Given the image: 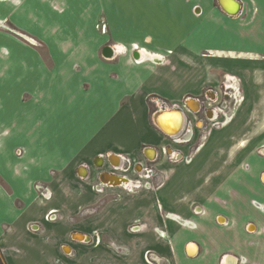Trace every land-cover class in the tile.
Masks as SVG:
<instances>
[{"label":"crops","instance_id":"crops-1","mask_svg":"<svg viewBox=\"0 0 264 264\" xmlns=\"http://www.w3.org/2000/svg\"><path fill=\"white\" fill-rule=\"evenodd\" d=\"M249 1L256 12L234 21L246 0H239L241 10L235 16L215 10L214 0H197L196 13L202 19L172 35L162 24L167 5L158 0L156 36H106L95 23L101 16L113 21L117 7L133 5L132 0H0L4 264H241L240 258L246 260L243 264H264V210L252 204L264 206V155L256 152L264 145V0ZM140 3L142 12L147 11L149 3ZM175 33H189L192 48L199 33L218 34L219 41L205 48L222 56L218 59L246 60L232 69L240 77L227 72L240 80L243 102L237 101L219 127L233 128L220 147L226 156L217 158L218 141L208 140L205 152L187 165L198 169L207 164L202 178L174 179L176 165L164 173L157 189L128 192L113 184L96 192L99 180L115 183L107 176L102 179L97 168L104 155L113 165L111 158L119 154L131 161L149 160L148 150L157 154L154 146L164 135L149 123L146 99L157 93L145 87L144 72L168 68L135 63L127 54L103 61L101 51L110 46V37L123 50L125 43H136L142 51L159 54L166 38L169 45L184 39ZM131 70L135 72L129 74ZM134 104L139 107L136 114ZM159 112L152 113V123L161 121L164 112ZM242 133L252 135L248 143L232 141ZM188 139L189 144L192 137ZM219 142L222 146L224 140ZM230 147L238 150L232 159ZM35 183L47 185L48 199L39 197ZM50 210L59 215L57 220H45Z\"/></svg>","mask_w":264,"mask_h":264},{"label":"rangeland","instance_id":"rangeland-1","mask_svg":"<svg viewBox=\"0 0 264 264\" xmlns=\"http://www.w3.org/2000/svg\"><path fill=\"white\" fill-rule=\"evenodd\" d=\"M120 1V0H119ZM141 0H132L133 5L125 6L121 4V7H117L115 18L109 21V18L106 16H101L100 20L95 23L94 28L101 33L102 35H110V33H118V34H130L133 33L135 35L140 34H150V36H156L157 27L159 24L158 20H156V16H158V10H156L157 4L154 2H158V0H146L147 11L142 12V4ZM145 1V0H143ZM162 1V0H160ZM163 2L167 5L164 9L163 22L165 33L174 34L176 30H188L189 25H191L195 20L199 22L202 19L201 13H196L197 0H163ZM248 3H244L245 9L234 18V21H241L245 16H252L256 10L253 3L249 0H246ZM213 7L218 8L217 1L214 0ZM169 8V9H168ZM213 8V9H214ZM144 9V8H143ZM220 10V9H219ZM200 12V11H199ZM131 13V16H130ZM143 13V14H142ZM64 18H67L66 14H63ZM112 17V16H111ZM114 17V16H113ZM129 17V18H128ZM128 18V19H127ZM127 19V20H126ZM112 24V27H110ZM180 34L178 36H183V40L179 39L175 45H169L168 39H165V44L163 45L162 50L159 54L162 55L163 58H151L148 57V60L139 59L140 62H145L152 64V66H166V68L159 67L155 72H144L145 78V87L149 90L156 91L157 94L149 95L146 99L147 108L149 111V123L153 127H156L154 123H152V113H156L161 108H158L157 105L160 106L163 104L165 107H183L185 106V100L188 97L197 98L201 104V110L199 112L193 113L192 111H187L186 114V127H184V131L182 133L185 134V130H193L194 134L192 140L189 144L179 145L176 144L172 138L164 135L161 137V142L154 146L157 149L158 156L156 157V161L150 165L145 164L146 168H151L153 172L158 173L159 175L164 172L165 175H168L174 166L179 165L175 168L172 176L174 179L176 178H190L191 176H199L204 177L207 173V164L204 167H198L195 169V166H187L190 165L193 160L200 156V153L205 152L206 142L209 140V143H215L218 141L219 148L217 149V158L221 154H223L226 142L225 139L227 136H231L228 131H233L229 129L228 131L223 130L224 128H219L217 126H213V122H209L205 117V112L210 111L209 109H221L226 111V113L231 111L235 107V102L231 99V97L225 95L224 93H229L230 91H225L223 87V82H225L224 76L225 73L231 72L235 76L237 75V71H232V69L237 70L238 63H242V61L246 60H229V59H211L207 58L208 49L205 48L207 46L214 45L215 42L219 41L218 34L215 33H199L201 37H197L195 48L189 47L188 38L189 33H175ZM224 35V33H220ZM229 34V33H225ZM186 36V42H184ZM176 38V37H175ZM200 38V40H199ZM114 39V38H113ZM109 37L108 45L112 48L115 47V53L118 51V54L114 53L112 59L108 57H103L100 54V57L103 61H111L117 57V55H129L133 58V53L135 50L134 47H138L140 50L142 47L138 46L136 43H125L124 50L122 48V44L116 43L115 40ZM29 40L33 43L35 42L33 39L29 38ZM145 48V47H144ZM121 50V51H120ZM151 55L156 53L152 49H145ZM154 53H151V52ZM260 57L263 59L264 55L261 54ZM150 59V60H149ZM162 59V60H161ZM152 60V61H151ZM160 60V61H159ZM137 63V62H136ZM207 64H211V68H207ZM227 64L229 67L226 68ZM164 66V67H165ZM130 70V69H129ZM135 72V70H131L128 73L131 74ZM240 77V76H239ZM211 93L214 96L213 100L208 98V94ZM159 94V95H158ZM230 94V93H229ZM241 98V97H240ZM132 111L136 114L139 111V107L137 104L133 105ZM155 111V112H154ZM252 120V113L250 114V121ZM196 121L195 125L193 124ZM219 121H223V117L220 116ZM225 121V120H224ZM223 121V123H224ZM201 122L199 126L197 123ZM197 126V127H195ZM203 126V127H202ZM202 127V128H201ZM211 135V136H210ZM179 136V134H178ZM178 136L175 138H178ZM237 136V137H236ZM232 140L233 142L244 141L248 143L251 140L252 135L247 133H242L239 136L236 135ZM220 140H224L223 145L220 146ZM202 144L204 147L199 153L194 154L192 161L189 164L185 163V160H181L177 163L171 162L167 156L164 154L165 149H169L171 152H181L184 156L187 154L188 147H193L194 145ZM221 147V148H220ZM191 149L189 150V152ZM238 152L237 149H233L230 147L229 149V159L235 156ZM258 155L260 154V148L256 151ZM124 155V154H123ZM226 156V154H223ZM108 156V155H107ZM129 158L128 156L124 155ZM155 159V158H154ZM133 160V159H132ZM116 163L115 161H113ZM143 162L137 160H133L134 163ZM196 162V161H195ZM198 163V162H197ZM247 165H245L246 167ZM141 168V167H140ZM138 168V170L140 169ZM137 176L131 172L130 178H136ZM154 188H156L157 184L160 180L153 181ZM46 185V184H45ZM47 186V185H46ZM139 188H135L133 190H138ZM142 189L153 190L152 185L147 183Z\"/></svg>","mask_w":264,"mask_h":264},{"label":"built area","instance_id":"built-area-1","mask_svg":"<svg viewBox=\"0 0 264 264\" xmlns=\"http://www.w3.org/2000/svg\"><path fill=\"white\" fill-rule=\"evenodd\" d=\"M133 50H135L134 53H136V52L139 53L140 52L139 51L140 49L138 47H134ZM133 60H134L135 63L136 62L139 63V60H137L134 57H133ZM140 63H142V62H140ZM237 82H239V80ZM195 99H196V101L199 104V108H198V112H199L201 110V104H200V102H199V100L197 98H195ZM239 100L241 101L242 98H240ZM161 107H163L162 109L168 108V107H165L163 104H161L160 106L157 105V108H156L155 111H157V109L158 108H161ZM169 108H171L170 110H173V109H181V111H182V113L184 115V122H185L184 123V127L187 126L186 125V114H187V111L186 110L192 111L193 113H196L192 108H190L187 105L183 106L182 108L181 107L180 108L179 107L177 108L175 106L169 107ZM218 110H219V108L218 109H211L210 111L215 113V112H219ZM224 113H226V112H224ZM222 117L225 118L224 115H222ZM215 126L219 127V125H215ZM195 127H197V126H195ZM183 131H184V128H183L182 132ZM187 132H190V133H187ZM193 132H194L193 130H185V134L182 133L180 135V137H183L186 134H190L189 136L191 138V137H193V134H194ZM163 134L166 135L165 133H163ZM166 136L170 137L169 135H166ZM184 139H188V138H181V139L174 138L173 141L176 144H179V145L188 144L189 139L186 140V141H184ZM201 147H202V144L194 145L193 147L188 146V150H187L188 152H187V154L185 156L181 152H173V151L171 152L169 149H165L164 150V154L173 163H177V162H179L181 160H185V163L186 164H189L192 161V158H193L194 154H196V152ZM190 149H191V151L189 152ZM155 152H156V150H155ZM15 153H16L17 156H19L21 154V152H20L19 149L16 150ZM260 154L261 155H264V145L260 148ZM156 155L158 156V154H156ZM118 157L120 158V164L118 166H113L111 164V162H110V157L107 156V155H104V157H102V159L104 160V164L101 167H97V168H99V169L102 170V173H101L102 175L103 174H114V175L121 176L123 182L126 183L125 185L121 186L124 190H126L128 192L135 191L133 189H135V188H142L147 183L151 184L153 189H157L162 184L164 172H162L159 175L158 173L153 172V170L151 168H146V166H145V164L152 162L150 159L149 160H144L143 162H139V164L138 163H134L133 164L132 163L133 161H131L130 158H127L124 155H120L119 154ZM155 160L156 159H153V161H155ZM138 168H140V169L138 170ZM131 172H133L137 177L134 178V179L133 178H130ZM153 178H156V180H160V182L157 184L156 188H154V184H153L154 183L153 182L154 180H153ZM113 184L114 183H111V182L106 183L104 181H100L99 180L98 183L94 185L93 189H95L96 192H100L101 193V192H103V189H105L106 187L113 188L114 187ZM34 189H35V191L37 192V194L39 195L40 198H42V199H48L50 197V191H49L48 187L46 185H44L43 183H35L34 184ZM252 204L256 208H258L260 210H264V206L263 205L255 202V201H253ZM193 211L196 212L195 208L193 209ZM196 213H198V212H196ZM167 216H170L171 218L177 220L179 223H181L183 225H186L187 227H193L194 226L191 223V221L181 219L179 216L170 215V214H167ZM58 218H59V215L56 214V212H54L53 210L48 211V213L45 215V220H47V221H55ZM131 229L133 230L134 227L131 228ZM244 262H246V260L244 258H240L239 259V263L243 264Z\"/></svg>","mask_w":264,"mask_h":264},{"label":"flooded vegetation","instance_id":"flooded-vegetation-1","mask_svg":"<svg viewBox=\"0 0 264 264\" xmlns=\"http://www.w3.org/2000/svg\"><path fill=\"white\" fill-rule=\"evenodd\" d=\"M218 7L221 9V6L218 4ZM222 10V9H221ZM240 10H241V4H240ZM226 13V12H225ZM227 14V13H226ZM140 52L138 53L139 54V56H140V59H141V57H142V55H143V52H142V49L141 50H139ZM114 53H115V47H114ZM146 53L151 57V58H158L159 57V55H156V54H150L149 52H147L146 51ZM208 54L206 55V57L207 58H210V60L211 59H218V58H222V56H220V55H218V53H216L215 51H213V50H208V52H207ZM207 66V68H211V64H207L206 65ZM224 79H225V82H223V87H224V89H225V91H230L229 93H224L225 95L227 94V96H229V97H231V99L235 102V105L237 104V101H239V99H240V97H241V95H240V93H241V90H240V85H238V78L237 77H235L234 75H230V74H228V73H225V76H224ZM240 81V80H239ZM208 98L210 99V100H213L214 99V96L211 94V93H209L208 94ZM242 98V100H241V102L240 103H242L243 102V97H241ZM189 101H192V102H195V103H197L198 104V102L196 101V99L195 98H193V97H188L186 100H185V105H187L188 106V103H189ZM198 108H199V104L197 105V109H193L195 112H198ZM234 109V108H233ZM232 109V110H233ZM174 110V109H173ZM209 110H211V109H209ZM232 110L231 111H229V113H224V112H226V111H223V110H221V109H219L218 111L219 112H211V111H208V112H206L205 113V117L207 118V120L209 121V122H213V126H215V125H219V127L221 126V125H223V124H225L226 123V120H228V118H229V116H230V114L232 113ZM161 111H164V110H161ZM166 111V110H165ZM174 112H178V111H174ZM222 115H224V117L225 118H223V121H224V123H223V121H219V118H220V116H222ZM185 123V122H184ZM199 126L201 125V122H198L197 123ZM183 128H184V126L181 128V130H180V132H178L177 134H182V130H183ZM160 129H163V128H160L159 127V130ZM164 131H165V129H163ZM161 131V130H160ZM162 132V131H161ZM187 133H190V132H187ZM189 135L190 134H186V135H184L183 136V138H188L189 137ZM177 136V135H176ZM170 137H172L173 138V135H171L170 134ZM186 140H188V139H184V141H186ZM155 152V151H154ZM155 155H156V152H155ZM156 159V158H155ZM103 160V159H102ZM111 160H112V163H113V165L114 166H118L119 164H120V160H119V164L118 165H115V163L113 162L114 160H113V158H111ZM104 164V160L102 161V163H101V165H99V166H102ZM147 164H150V163H147ZM147 164H146V166H147ZM150 165H152V164H150ZM136 167V166H135ZM134 167V168H135ZM105 176H102V179H105L104 178ZM106 179H107V181H113V182H115L116 184H118V182H119V179L117 178V177H114V176H107L106 177ZM153 180L155 181L156 180V178H153ZM162 185V184H161ZM160 185V186H161ZM196 208V207H195ZM194 212V211H193ZM195 213V212H194ZM140 227V226H139ZM131 228H133V227H131ZM130 228V230H132Z\"/></svg>","mask_w":264,"mask_h":264},{"label":"bare ground","instance_id":"bare-ground-1","mask_svg":"<svg viewBox=\"0 0 264 264\" xmlns=\"http://www.w3.org/2000/svg\"><path fill=\"white\" fill-rule=\"evenodd\" d=\"M238 2H239V0H238ZM221 3L223 5V7H224V8L221 7V9L224 12H226L228 15L235 16V15H238V13L240 12V2L239 3H235L233 0H221ZM142 52H143V55L141 57L142 59H145V58L149 57V55L146 53V51H142ZM113 55H114V53H113ZM112 58H113V56L110 57L109 59H112ZM136 59L137 60L140 59L139 54H138V57H136ZM188 106L190 108L197 109V105L194 107L193 104H188ZM170 109L171 108H165V109H160L159 110L160 112H164L162 117H161V121L160 122H158L155 119H153V120H154V123H155L156 127L158 128V130H159V127H160V128L165 129L166 132H168L169 134L175 135L178 132L179 128L184 126V120H183V115L180 112H172L173 113L172 114V113H170ZM161 110H164V111H161ZM165 110H166V112H165ZM153 118H154V115H153ZM176 135H178V134H176ZM148 151H149V153L151 152L149 154L150 157L148 159L153 160L154 158H156L155 152L153 150L152 151L148 150ZM112 158L116 162L115 165H118L120 158L118 156H113ZM102 161H103L102 159H99L97 161V164H98L97 167H101L99 165H101ZM81 175L82 176L85 175V170L82 171ZM104 176L117 177L119 179V182H118V184L114 183V185H116V186L117 185L118 186H123V185L126 184L125 182H123L121 176L114 175V174H104ZM193 253L194 252H190V254H193Z\"/></svg>","mask_w":264,"mask_h":264},{"label":"water","instance_id":"water-1","mask_svg":"<svg viewBox=\"0 0 264 264\" xmlns=\"http://www.w3.org/2000/svg\"><path fill=\"white\" fill-rule=\"evenodd\" d=\"M233 1H234L235 3H239L238 0H233ZM217 3H218L221 7H223V5H222V3H221V0H217ZM223 8H224V7H223ZM113 52H114V49H113V48H111L110 46H104L103 49H102V51H101V54H102L103 57H108V58H110V57H112ZM133 57H134V58L138 57V53H137V52L134 53V54H133ZM174 111H178V112H180V113L183 115L181 109H174ZM170 112H173V110H170ZM183 120H184V115H183ZM181 126H182V125H181ZM181 128H182V127L179 128L178 132L181 130ZM160 130H161L163 133H165L166 135H168L167 132L164 131L163 129H160ZM178 132H177V133H178ZM177 133H176V134H177ZM176 134H175V135H176ZM190 246H191V245H190Z\"/></svg>","mask_w":264,"mask_h":264},{"label":"trees","instance_id":"trees-1","mask_svg":"<svg viewBox=\"0 0 264 264\" xmlns=\"http://www.w3.org/2000/svg\"><path fill=\"white\" fill-rule=\"evenodd\" d=\"M0 264H4L3 261H2L1 255H0Z\"/></svg>","mask_w":264,"mask_h":264}]
</instances>
